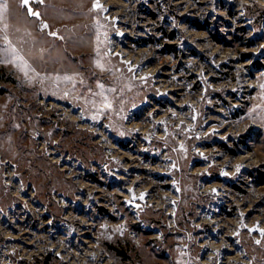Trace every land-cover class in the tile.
I'll use <instances>...</instances> for the list:
<instances>
[{"label": "rangeland", "instance_id": "obj_1", "mask_svg": "<svg viewBox=\"0 0 264 264\" xmlns=\"http://www.w3.org/2000/svg\"><path fill=\"white\" fill-rule=\"evenodd\" d=\"M6 2L0 264H264V0Z\"/></svg>", "mask_w": 264, "mask_h": 264}, {"label": "snow or ice", "instance_id": "obj_2", "mask_svg": "<svg viewBox=\"0 0 264 264\" xmlns=\"http://www.w3.org/2000/svg\"><path fill=\"white\" fill-rule=\"evenodd\" d=\"M22 3L23 4H28V0H22ZM7 7H8V4H7L6 0H5V3L0 4V10L7 9ZM93 7L100 8L101 5L99 3H94L93 4ZM29 12L32 13L33 15H39L38 12H32V9L31 8H29ZM41 26L42 27H46L47 25H41ZM52 35H56V33H52ZM100 66L103 67V65H100ZM65 78L67 79L68 77H65ZM101 87H103V85H101ZM261 87L264 88V84H262ZM102 106H108V107H110L111 105L110 104H107V102L105 101L104 105H102ZM97 118L98 117L93 116V119H97ZM181 147H183V145H181ZM237 167L239 168V166H237ZM260 232L261 233H264V229H260ZM257 243H259V241H257Z\"/></svg>", "mask_w": 264, "mask_h": 264}]
</instances>
